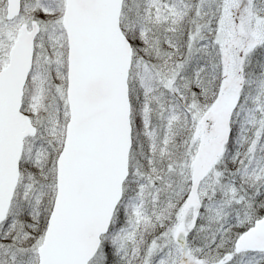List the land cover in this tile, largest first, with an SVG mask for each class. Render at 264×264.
<instances>
[{
    "label": "snow or ice",
    "instance_id": "obj_1",
    "mask_svg": "<svg viewBox=\"0 0 264 264\" xmlns=\"http://www.w3.org/2000/svg\"><path fill=\"white\" fill-rule=\"evenodd\" d=\"M0 264H264V0H0Z\"/></svg>",
    "mask_w": 264,
    "mask_h": 264
}]
</instances>
